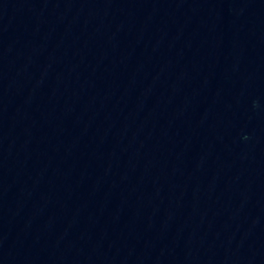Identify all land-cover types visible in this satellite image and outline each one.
Returning <instances> with one entry per match:
<instances>
[{"label": "water", "instance_id": "95a60500", "mask_svg": "<svg viewBox=\"0 0 264 264\" xmlns=\"http://www.w3.org/2000/svg\"><path fill=\"white\" fill-rule=\"evenodd\" d=\"M0 264H264V0H0Z\"/></svg>", "mask_w": 264, "mask_h": 264}]
</instances>
